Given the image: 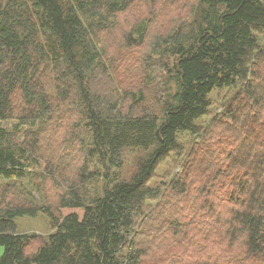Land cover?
Instances as JSON below:
<instances>
[{
	"label": "trees",
	"instance_id": "obj_1",
	"mask_svg": "<svg viewBox=\"0 0 264 264\" xmlns=\"http://www.w3.org/2000/svg\"><path fill=\"white\" fill-rule=\"evenodd\" d=\"M189 1L0 0V264H264V0Z\"/></svg>",
	"mask_w": 264,
	"mask_h": 264
},
{
	"label": "rangeland",
	"instance_id": "obj_2",
	"mask_svg": "<svg viewBox=\"0 0 264 264\" xmlns=\"http://www.w3.org/2000/svg\"><path fill=\"white\" fill-rule=\"evenodd\" d=\"M170 1H171L172 5L176 9L179 8L180 0H170ZM193 3H194V0L193 1L192 0L189 1V5H191ZM126 18H127V15H125V16H123L121 18V21L116 24V25H118L117 28H119L121 23H123L124 19H126ZM137 19H138L137 15L134 14L132 16V18L128 19V22H129L130 25L131 24H135ZM261 42H264V37L262 38ZM113 74H115V76H114L115 77V81L120 86L124 85L123 81L127 78V74H125L122 70H120L118 72H113ZM145 91L149 92L148 89H145ZM159 93H161V89L159 90ZM229 93H230L229 91H222L220 93H214L213 94V98H214V100H217L218 102H222L224 100L223 98L225 96H228ZM15 104H17V102ZM210 111H211L210 115L212 116L213 113L219 111V108L215 107V106H212ZM209 120H210V118L208 119V117L204 118V120H203L204 124H207L209 122ZM64 129H65V127L63 129H61L59 132L58 131L57 132H53L56 135H51L50 138L48 139V141L53 145V147L50 148V153H49V156L47 157V160H46V161H49V163L50 162L56 163L58 171L60 173H62V174H65V172H67V170H65L66 169V165H62L63 162H62L61 156L62 155L69 156V157L64 156L65 158H68L69 161H73V160L76 159V158H70L71 155H69V154H65L67 152H70L71 149L69 151L62 152V154L58 153L61 150L62 146H63V141L65 139L66 140L68 139V134L69 133L66 134ZM73 148L74 147H72V149ZM55 158H57V159H55ZM77 160L78 159H76L74 162L70 163V167ZM35 168L36 167H34L33 170H35ZM70 172L71 171H70V168H69L68 174ZM41 173H43V172H39V174H41ZM36 178H38V176H34V177L30 178V179H25L24 182H23L24 183L23 187H20L21 189H19V192H21L22 195H23V193H25L26 197L29 200H31V201H33L34 199L39 198L41 193L49 191L48 189L47 190H43V188L47 187L48 185H45V183H43V181L41 179H36ZM49 184H51V182H49ZM50 186L51 185H49V187ZM179 207L181 209V206H179ZM193 209H195V206L193 207ZM66 213H68V211L64 212V214H66ZM15 223H16V232L18 234L34 233V234L45 236L48 233H50V231H51L50 225H49V220L44 214H39L38 216H36L34 218H28V217L17 218ZM2 251H3V249L0 247V256L2 254Z\"/></svg>",
	"mask_w": 264,
	"mask_h": 264
}]
</instances>
